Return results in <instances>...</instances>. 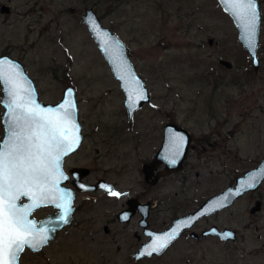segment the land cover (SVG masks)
Masks as SVG:
<instances>
[{"label": "rangeland", "instance_id": "rangeland-1", "mask_svg": "<svg viewBox=\"0 0 264 264\" xmlns=\"http://www.w3.org/2000/svg\"><path fill=\"white\" fill-rule=\"evenodd\" d=\"M259 2L255 70L217 0H0L10 7L0 11V54L23 64L43 101L54 102L67 84L75 86L83 139L65 166H87L88 180L104 176L121 193H80L77 222L40 250L25 248L19 264H264V179L193 226L232 228L233 240L182 235L161 254L137 259L133 253L149 236L138 217H116L128 196H138L151 202L149 226L164 229L264 157V0ZM86 7L125 41L146 81L150 100L132 119L83 21ZM1 97L0 83V140ZM167 121L186 127L191 140L183 167L161 172L152 184L142 164L160 146ZM257 201L258 209L251 210Z\"/></svg>", "mask_w": 264, "mask_h": 264}, {"label": "snow or ice", "instance_id": "snow-or-ice-1", "mask_svg": "<svg viewBox=\"0 0 264 264\" xmlns=\"http://www.w3.org/2000/svg\"><path fill=\"white\" fill-rule=\"evenodd\" d=\"M225 2L241 22L250 42L257 20L255 0ZM0 83L5 85L9 98L5 104L6 138L0 143V264H18L25 247L37 250L49 239L48 230L37 229L36 222L29 219L36 209L52 204L60 210L56 219L67 222L71 193L58 187L61 179H67L60 165L62 157L79 144L80 129L75 119L76 106L71 100L65 99L55 107L40 105L30 82L10 60L0 59ZM136 95L141 100L145 98L142 92ZM129 99L135 103L131 94ZM183 142V137L174 138L171 149L174 156L179 154ZM170 162L174 164L175 159ZM101 187L106 188L110 196L121 195L107 185ZM22 198H27L29 203H19ZM220 206L222 202L215 205ZM182 223L186 226L188 221ZM179 227L162 235L148 233L153 237L152 243L146 245L140 255L161 252L175 238ZM223 235L230 237L232 233Z\"/></svg>", "mask_w": 264, "mask_h": 264}, {"label": "water", "instance_id": "water-1", "mask_svg": "<svg viewBox=\"0 0 264 264\" xmlns=\"http://www.w3.org/2000/svg\"><path fill=\"white\" fill-rule=\"evenodd\" d=\"M219 4L221 5L222 9L232 18L234 25L237 28L238 31V37L241 41V43L246 47L248 50V53L251 57V62L256 70L259 65V56H258V45H259V32H260V22H261V13H260V2L259 0H255L256 4V13H257V20L255 24V31L254 34L251 36V41L246 38L245 29L241 26V22L237 19V17L233 14L232 10L229 8L228 4L225 2V0H218ZM10 10V7L6 3H2L0 5V11L1 12H8ZM84 23L86 24L90 34L96 41L101 53L103 54L104 58L108 62L111 72L113 76L118 80L119 86L124 91V99L123 103L127 111V116L129 119L133 117V114L136 110H138L145 102H147L150 99V93L148 91V87L145 83V80L143 77L138 73L136 70L129 54L126 43L115 33L113 32L108 26L104 25L101 22V19L97 15L96 11L92 7H86L84 9V14L82 16ZM210 43L212 42V38H209L208 40ZM0 59H6L12 61L15 65H18L19 70L22 72L24 78L26 81L30 82V86L32 89H34L35 99L36 101L45 107L52 106L55 107L59 105L61 102L65 101V99L71 100L75 104V119L77 124L79 125V137L80 141L79 144L75 147V149L71 152H74L78 149L81 140H82V125L79 121L78 116V106H77V100L75 97V87L72 84H67L62 89V96L55 102H49V101H43L39 98V94L35 85V82L32 77L28 75L26 72L23 64L9 56L8 54H0ZM219 62L223 65L230 67L231 61L225 58H220ZM123 77V79H122ZM2 85V98L1 103L5 107V104L7 100L9 99L6 90L5 85L1 83ZM68 90H71V95H68ZM142 92L144 95V99H139L136 95L137 93ZM132 95L133 100H135V103L130 101L129 96ZM7 109L5 107L3 115H2V122L4 126V134L2 136V139L0 140V143L4 141L6 138V128L8 123V117L6 115ZM176 137H183V145L182 148L179 151V154L173 155V151L171 149L174 148L173 140ZM191 140V134L189 130L181 126L175 122H168L164 126L163 130V138L161 141L160 146L156 150L153 158L147 162H145L142 166V171L144 174V179L147 182L150 183H156L159 179L160 173H170L173 171H178L183 167V160L186 157L187 150L190 144ZM69 152V153H71ZM68 153V154H69ZM66 156V155H65ZM65 156L62 157L60 169L63 173V176L67 177V179H61L59 183V188L66 190L67 192L71 193V211L68 215L67 222H60L57 220V216L59 214V209L56 208V210L47 213L43 217L36 218L31 214L29 219H32L36 222L37 229L43 228L48 230V236L49 239L45 243L47 244L49 240L53 239L60 229H62L65 225L70 223L72 218V212H73V199L75 196V190H95L96 188L101 187V185H107L118 192L117 188L112 182L106 181L104 179H99L97 183H85L81 180V177L89 170L88 167L85 166H73L70 168V172L73 174V179L71 180L72 185H64L63 183L68 180V173L65 172L63 168V161ZM175 159V163H171L170 161L172 159ZM163 163V168L161 171H155L157 166L159 164ZM264 179V157L261 158L258 162V164L252 168H249L245 170L242 174H239L235 177V181L233 184L228 185L223 190L212 194L205 198L199 206H197L194 210L190 211L189 213H186L181 216L175 217L171 224L165 227L164 229H154L149 226V221L147 219V216L149 214V206L150 201L147 200L145 202H140L137 198H129L127 200L128 207L120 210L117 213V216L120 221H124L130 218V216L135 212L136 207L139 208L141 211V218H140V225L143 226V232L148 235V233H152L153 236L155 235H162L165 233H168L171 229L176 228L177 225L180 227L178 228V232L175 236V238L168 244L171 245L173 241L181 234V232L186 229L190 228L194 222L201 217L205 215H209L217 210H220L228 205H230L237 197H239L241 194H243L247 190H254L258 188L261 181ZM248 185H251L249 187ZM83 186V187H82ZM104 188V187H101ZM106 190V188H104ZM22 202L19 201V203H29V200L27 198H22ZM217 202H222V206L215 207ZM46 205H52V204H46ZM260 205V202L257 201L255 205L251 207V210L258 209ZM206 209H213L212 211H205ZM201 212H204L203 215H200ZM127 216V219H124V217ZM188 221L187 225L185 226L182 222ZM52 229H55L52 231ZM226 232L232 233L230 237H225L223 234ZM202 233L204 235L207 234H216L220 237L222 240H233L236 238V232L234 229L229 227H218L217 225L213 224L207 228H205ZM195 234V233H193ZM149 236V235H148ZM153 237H150L141 243V245L138 247V249L133 253L135 258L139 259L143 256H151V255H140V253L144 250L146 245H149L152 243ZM43 244L42 246H44ZM40 246L37 250H40L42 248ZM167 246V247H168ZM166 247V248H167ZM163 249L159 253H153L154 254H161L164 252ZM33 250V249H32ZM34 250V251H37ZM19 264V262H18Z\"/></svg>", "mask_w": 264, "mask_h": 264}, {"label": "flooded vegetation", "instance_id": "flooded-vegetation-1", "mask_svg": "<svg viewBox=\"0 0 264 264\" xmlns=\"http://www.w3.org/2000/svg\"><path fill=\"white\" fill-rule=\"evenodd\" d=\"M134 116V115H133ZM132 119V118H131ZM168 122H174V121H167L166 123H168ZM165 123V124H166ZM165 124H164V126H165ZM178 124V123H177ZM180 125V124H179ZM163 130H164V127H163ZM83 132V131H82ZM162 136H163V134H162ZM76 151V150H75ZM74 151V152H75ZM74 152H72V153H74ZM156 152V151H155ZM72 153H69L68 155H70V154H72ZM67 155V156H68ZM66 156V157H67ZM66 157L64 158V164H63V166H64V170H65V172H67L68 173V180L66 181V182H64V185H72L73 186V184H72V182H71V180L73 179V174L70 172V168L71 167H73V166H78V165H73V166H70V167H66L65 166V159H66ZM147 162V161H146ZM145 163V162H144ZM143 163V164H144ZM143 164H142V166H143ZM85 167H87V166H85ZM89 168V167H88ZM91 169L89 168V170L81 177V180L83 181V182H85V183H97L98 181H99V179H104V180H106V181H109V182H111L110 180H108V179H106L104 176H98V177H96V178H94V179H91V180H88L87 179V177H89V175H90V173H91ZM97 191H100L105 197H111L109 194H108V191L107 190H105L104 188H101V187H99V188H96L95 190H88V189H85V190H75V196H74V199H73V206H74V208H73V212H72V218H71V221H70V223H68L67 225H65L62 229H60L59 231H58V233H61V232H63L64 230H66L68 227H70V226H72L75 222H77V220H76V216L78 215V213H79V211L81 210V208H82V203H80L81 201H77V199H78V195L80 194V193H83V192H85V193H95V192H97ZM87 196H89V195H87ZM132 197H134V198H137L140 202H145V201H143V200H140L139 199V197L138 196H133V195H130V196H128L127 198H126V200H125V202H124V205L122 206V208L120 209V210H122V209H124V208H126V207H128V203H127V200L129 199V198H132ZM150 208H151V202H150V206H149V214H150ZM44 211V213H43V215H35V213H37V212H40V211ZM54 210H56V208L53 206V205H44V206H41V207H39L38 209H36L33 213H32V215L33 216H35L37 219L38 218H40V217H43L44 215H46L47 213H50V212H52V211H54ZM119 210V211H120ZM118 211V212H119ZM117 212V213H118ZM117 213H116V217H117V219L119 220V218H118V216H117ZM149 214H148V216H149ZM148 216H147V219H148ZM206 216H208V215H205V216H203V217H206ZM134 217H138V222L140 221V218H141V211L139 210V208L138 207H136V210H135V212L130 216V218L129 219H127V220H124V221H129L130 219H132V218H134ZM203 217H201V218H203ZM200 218V219H201ZM200 219H198V220H200ZM198 220H196L195 222H194V224L190 227V228H186V229H184L182 232H181V234L175 239V240H177L178 238H180L182 235H188V236H190V237H192V239H194L195 241H197V240H201V239H205L206 237H218V238H220L218 235H216V234H207V235H204L203 233H202V231L205 229V228H207L206 226H203V227H201V228H199V229H196V228H193V226L195 225H197L198 224ZM120 221V220H119ZM124 221H122V222H124ZM149 221V220H148ZM140 224V223H139ZM214 224V223H213ZM213 224H211V225H213ZM210 225V226H211ZM216 225V224H215ZM142 226V225H141ZM218 226V225H217ZM219 227V226H218ZM142 229H143V226H142ZM193 233H195V234H193ZM58 235V234H57ZM56 235V236H57ZM54 239V238H53ZM53 239H51V240H49V242L50 241H52ZM174 240V241H175ZM173 241V242H174ZM48 242V243H49ZM27 248V247H26ZM28 249H31V248H28ZM32 250V249H31ZM34 251V250H33ZM38 251V250H37Z\"/></svg>", "mask_w": 264, "mask_h": 264}]
</instances>
